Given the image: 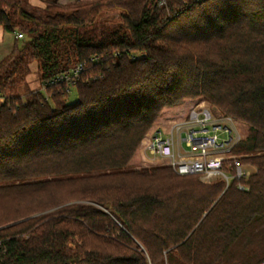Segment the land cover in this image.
<instances>
[{
  "label": "trees",
  "instance_id": "obj_1",
  "mask_svg": "<svg viewBox=\"0 0 264 264\" xmlns=\"http://www.w3.org/2000/svg\"><path fill=\"white\" fill-rule=\"evenodd\" d=\"M43 2L0 0V264H225L264 234V0ZM203 102L254 169L228 186L144 154Z\"/></svg>",
  "mask_w": 264,
  "mask_h": 264
},
{
  "label": "built area",
  "instance_id": "obj_2",
  "mask_svg": "<svg viewBox=\"0 0 264 264\" xmlns=\"http://www.w3.org/2000/svg\"><path fill=\"white\" fill-rule=\"evenodd\" d=\"M17 38L23 39V35L19 33ZM218 131L229 135L222 143L219 142ZM239 139L230 118L198 106L190 112L188 119L172 125L170 131L156 130L145 147V153L150 159L164 160L179 175H199L205 183L223 179L228 186L233 176L224 170L226 160H233L234 177L249 175L241 161L231 155V149ZM184 145L187 150L183 149ZM239 188L247 189L243 185Z\"/></svg>",
  "mask_w": 264,
  "mask_h": 264
},
{
  "label": "rangeland",
  "instance_id": "obj_3",
  "mask_svg": "<svg viewBox=\"0 0 264 264\" xmlns=\"http://www.w3.org/2000/svg\"><path fill=\"white\" fill-rule=\"evenodd\" d=\"M164 3L160 6L165 5ZM44 2L40 7H44ZM122 23V19L120 18V13L116 10L113 11H107L103 13L100 18L92 25L82 27L80 28V32L90 31L92 33H99L104 30H112L115 27H118ZM37 65L34 64L31 68V74L28 76V86L31 90H38L39 85V73L37 70ZM25 88V87H24ZM77 91L75 87L71 88L69 101H76L77 100ZM198 106H204L206 108H209L210 110H214L218 113V110L211 106L209 103L203 102L199 104ZM197 106V107H198ZM217 134L219 135V142H224L228 137V133L225 131H218ZM146 147V146H145ZM183 149L187 150V148L183 147ZM144 154L147 159L152 161L153 163L159 164V165H167V163L160 159H150L146 153L144 148ZM236 157V156H235ZM239 159V156H237ZM240 160V159H239ZM243 164V163H242ZM244 169L249 173H253L254 169L248 165L243 164ZM251 232L247 239L237 240L233 243L230 249V255L228 256L227 260L225 261V264H253L256 262V260H260L264 257V234L262 233H256ZM255 234V235H254ZM73 247V245H71ZM260 264H264V262H261Z\"/></svg>",
  "mask_w": 264,
  "mask_h": 264
},
{
  "label": "crops",
  "instance_id": "obj_4",
  "mask_svg": "<svg viewBox=\"0 0 264 264\" xmlns=\"http://www.w3.org/2000/svg\"><path fill=\"white\" fill-rule=\"evenodd\" d=\"M29 4L33 7H40L43 4L44 0H28ZM77 1L83 0H58V2L62 5L72 4ZM15 44V35L4 32L2 28H0V60L7 56L13 49Z\"/></svg>",
  "mask_w": 264,
  "mask_h": 264
}]
</instances>
